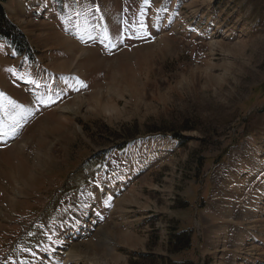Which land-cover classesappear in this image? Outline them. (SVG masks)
Instances as JSON below:
<instances>
[{
    "label": "rangeland",
    "instance_id": "obj_1",
    "mask_svg": "<svg viewBox=\"0 0 264 264\" xmlns=\"http://www.w3.org/2000/svg\"><path fill=\"white\" fill-rule=\"evenodd\" d=\"M2 8L28 53L0 39V264H46L57 251L72 264L75 242L91 236L127 264H233L240 206L264 183L263 170L238 196L227 181L264 159V0ZM37 81L54 84L46 92ZM109 176L130 178L100 200L95 229L83 233L86 221L82 239L61 244L80 201ZM109 221L128 242L103 234ZM257 223L264 251V215Z\"/></svg>",
    "mask_w": 264,
    "mask_h": 264
},
{
    "label": "bare ground",
    "instance_id": "obj_2",
    "mask_svg": "<svg viewBox=\"0 0 264 264\" xmlns=\"http://www.w3.org/2000/svg\"><path fill=\"white\" fill-rule=\"evenodd\" d=\"M22 80L25 81V78L23 75H22ZM36 83H37L36 85H38L36 86V89L42 86L43 90L46 92L48 91V88H51L54 84V82H51V83L48 82L47 84L42 85V83L39 81H37ZM134 86L131 85V87H134ZM133 90L135 91L136 89L133 88ZM99 108L105 113H111L115 111L116 109L115 105L108 104V103L103 104L102 102H99ZM74 129L75 128L72 129L73 131L70 132L71 133L70 135L75 133ZM69 131L70 130L60 129L59 136L64 137L66 138V140L69 141ZM50 133L54 134L52 131ZM0 136L3 138L6 137L4 135H0ZM263 155L264 154L261 151L256 150V160H259V158H261ZM263 170H264V159L260 160L257 166L255 167H248L247 163H244L242 173L244 175H247L246 178L245 177L241 178L242 176L241 175L237 177L236 179L233 178L234 181H232L233 179L232 180L226 179V180L228 181V184L232 192L239 196L246 189L249 181L258 180L261 178ZM137 173L138 171L135 170L133 172V176L136 175ZM127 178L128 177H121V179L118 182H115L111 176L106 177L105 182H104L105 184L104 189L99 190L97 188L98 189L97 193L93 197H85L84 199H82L80 201V206L78 208L77 213L73 216V218L69 222L70 227L67 233L65 234L64 237L60 239L61 244L69 242L68 244H66V245H69L78 238L82 239V236L84 234H81L80 237H78V235L80 234L79 227L84 226L86 221H89L90 224H88L87 231L83 233L88 234L90 231L95 229L98 226V224L95 222L96 218L99 216L98 203L100 202L101 199L103 200L104 198L112 196L120 187L126 186L127 180L130 177L128 179ZM237 179H239L240 181H236ZM249 201L250 202L244 203L242 205L240 204L241 205L240 207L242 208V210L246 212V214L243 217L244 223H242L241 221V223L237 224V226L241 228L242 239L239 241L237 245L238 249L232 251V253L234 254V256H232L234 257L233 264H239V261L241 262L240 264H245V263L246 264H262L264 263V251H262L263 249L261 248L262 249L261 250L257 248L258 246L256 247L253 242L254 238L256 237L255 229L258 228L257 221L264 215V183H263V186L260 188L259 192L257 191L256 186L255 188L252 187V191L249 195ZM87 215H89V217L86 220ZM110 221L99 226V229L102 228L103 234L106 237H110V235L114 231L120 242L125 241V240L127 241V239H129V236L126 233H123L122 231H120V227L118 224L112 223ZM74 246L78 251L75 253L70 252L66 259L68 261H71L72 264H78L76 263L77 258L79 260H84L85 264H127L126 259L123 257V255L116 254L112 248L106 247L104 243L97 240L96 237L94 236L89 237L87 241H82V240L76 241ZM51 262L52 264H60L58 251L56 254H53L52 260L50 256V261H47L46 264H51ZM64 263L65 262L63 261L62 264Z\"/></svg>",
    "mask_w": 264,
    "mask_h": 264
},
{
    "label": "trees",
    "instance_id": "obj_3",
    "mask_svg": "<svg viewBox=\"0 0 264 264\" xmlns=\"http://www.w3.org/2000/svg\"><path fill=\"white\" fill-rule=\"evenodd\" d=\"M8 0H0V38L6 39L11 43L13 50H16L20 54H27V47L25 39L16 28L7 20L6 14L2 8V4ZM185 243L189 242L188 238L183 239Z\"/></svg>",
    "mask_w": 264,
    "mask_h": 264
}]
</instances>
